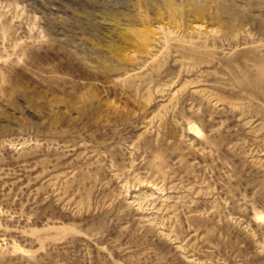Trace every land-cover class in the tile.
I'll return each mask as SVG.
<instances>
[{"label":"rangeland","instance_id":"374dc122","mask_svg":"<svg viewBox=\"0 0 264 264\" xmlns=\"http://www.w3.org/2000/svg\"><path fill=\"white\" fill-rule=\"evenodd\" d=\"M0 264H264V0H0Z\"/></svg>","mask_w":264,"mask_h":264}]
</instances>
